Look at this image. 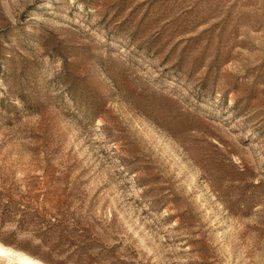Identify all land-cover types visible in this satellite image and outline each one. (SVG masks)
<instances>
[{"label":"rangeland","instance_id":"374dc122","mask_svg":"<svg viewBox=\"0 0 264 264\" xmlns=\"http://www.w3.org/2000/svg\"><path fill=\"white\" fill-rule=\"evenodd\" d=\"M0 264H264V0H0Z\"/></svg>","mask_w":264,"mask_h":264},{"label":"bare ground","instance_id":"6f19581e","mask_svg":"<svg viewBox=\"0 0 264 264\" xmlns=\"http://www.w3.org/2000/svg\"><path fill=\"white\" fill-rule=\"evenodd\" d=\"M25 261H31V262H33V260L31 258H29V257H25Z\"/></svg>","mask_w":264,"mask_h":264}]
</instances>
